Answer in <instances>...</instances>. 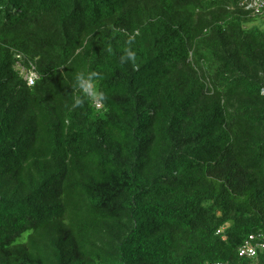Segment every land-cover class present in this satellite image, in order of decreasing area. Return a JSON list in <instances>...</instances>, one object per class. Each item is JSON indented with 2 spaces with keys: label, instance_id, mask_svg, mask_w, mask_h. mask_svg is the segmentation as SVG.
Masks as SVG:
<instances>
[{
  "label": "trees",
  "instance_id": "1",
  "mask_svg": "<svg viewBox=\"0 0 264 264\" xmlns=\"http://www.w3.org/2000/svg\"><path fill=\"white\" fill-rule=\"evenodd\" d=\"M250 236L264 239V15L0 0V264H264L239 255Z\"/></svg>",
  "mask_w": 264,
  "mask_h": 264
},
{
  "label": "built area",
  "instance_id": "2",
  "mask_svg": "<svg viewBox=\"0 0 264 264\" xmlns=\"http://www.w3.org/2000/svg\"><path fill=\"white\" fill-rule=\"evenodd\" d=\"M239 6L253 16L264 14V0H239ZM255 239L254 236L249 237L239 250L240 256L255 257L258 251H264V239L260 238L259 242L253 243Z\"/></svg>",
  "mask_w": 264,
  "mask_h": 264
},
{
  "label": "clouds",
  "instance_id": "3",
  "mask_svg": "<svg viewBox=\"0 0 264 264\" xmlns=\"http://www.w3.org/2000/svg\"><path fill=\"white\" fill-rule=\"evenodd\" d=\"M247 12V11H246ZM249 13V12H248ZM251 16H253L251 13H249ZM264 15V14H263ZM260 16H262V15H260ZM254 17H257V16H254ZM19 58V59H18ZM17 58V63L15 64V70L18 72L19 71V73L21 74V75H23V77H24V80L26 81V83L28 84V86H34L35 85V83L37 82V80H38V76H37V74H36V72H35V68L34 67H32L31 69H26L23 65H22V63H21V59H22V57L20 56V57H18ZM77 106H79L80 105V101L78 100L77 101V104H76ZM96 107H97V109H101L102 108V105H101V103L100 102H96Z\"/></svg>",
  "mask_w": 264,
  "mask_h": 264
},
{
  "label": "rangeland",
  "instance_id": "4",
  "mask_svg": "<svg viewBox=\"0 0 264 264\" xmlns=\"http://www.w3.org/2000/svg\"><path fill=\"white\" fill-rule=\"evenodd\" d=\"M259 22V20H257Z\"/></svg>",
  "mask_w": 264,
  "mask_h": 264
}]
</instances>
